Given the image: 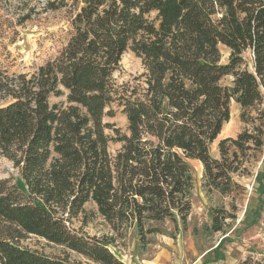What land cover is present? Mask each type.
Masks as SVG:
<instances>
[{
  "label": "trees",
  "instance_id": "16d2710c",
  "mask_svg": "<svg viewBox=\"0 0 264 264\" xmlns=\"http://www.w3.org/2000/svg\"><path fill=\"white\" fill-rule=\"evenodd\" d=\"M30 2L18 4L16 27L32 18ZM76 2L44 4L45 12L70 7L72 14L69 38L53 58L30 74L0 67V156L19 175L0 178V264H76L23 246L29 236L97 264H121L112 240L83 231L93 217L87 204L115 234L134 228L145 243L160 233L154 224L186 227L188 160L203 164L210 190L231 196L245 191L235 178L250 176L264 152V0ZM220 46L230 51L227 64ZM128 51L144 72L119 85ZM226 77L231 86L221 84ZM232 100L250 129L221 140L217 159L210 149L230 121ZM115 103L126 133L106 122ZM114 143L121 145L115 154ZM256 184L264 195L260 171ZM228 219L213 211L212 231L225 235ZM239 264H264V256Z\"/></svg>",
  "mask_w": 264,
  "mask_h": 264
},
{
  "label": "rangeland",
  "instance_id": "374dc122",
  "mask_svg": "<svg viewBox=\"0 0 264 264\" xmlns=\"http://www.w3.org/2000/svg\"><path fill=\"white\" fill-rule=\"evenodd\" d=\"M6 1V2H5ZM56 4L59 0H53ZM69 4L82 6L84 0H67ZM22 0H0V18L4 24L0 29V67L9 74H30L39 66L53 58L57 51L67 42L70 32L71 10L61 8L56 11H43L46 0H31L32 18L22 26H15V16L22 13L19 3ZM6 22V23H5ZM222 64L229 62L230 51L220 46ZM250 66L248 54L245 55ZM144 72L141 59L133 53L124 54L121 69L115 74L119 85L132 82ZM232 77H226L221 84L231 86ZM263 98H264V90ZM65 98H52L51 104L61 103ZM113 118H106L122 133L128 129V121L122 108L113 104ZM264 111V103L260 106ZM230 121L223 127L222 133L211 147V155L219 159L218 144L226 138H236L245 129H250L242 121L244 110L232 100L230 103ZM247 116L256 117L254 110H246ZM121 148L120 144H111L110 151L115 154ZM193 179L191 191V211L184 227L181 223L172 221L154 224L160 229L159 234L149 235L145 243L140 241L136 230L130 229L117 235L97 214L93 204H87L88 213H93L83 231L91 237H108L112 240L111 251L121 264H239L253 257L264 256V195L257 193L256 179L259 171L264 174V152L250 176L235 180L245 188L231 196H222L206 186L204 167L200 161L188 160ZM19 177L18 171L6 158L0 156V178L13 181ZM213 211H225L234 219H228L230 224L227 233H215L211 229V214ZM259 211L256 218L253 212ZM81 226L80 222L75 223ZM22 245L32 250L52 257H67L76 264H97L63 247L49 244L35 236H29Z\"/></svg>",
  "mask_w": 264,
  "mask_h": 264
}]
</instances>
